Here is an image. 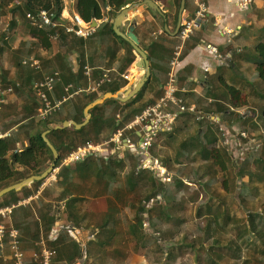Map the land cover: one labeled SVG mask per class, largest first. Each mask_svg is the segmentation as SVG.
Masks as SVG:
<instances>
[{
    "label": "trees",
    "instance_id": "16d2710c",
    "mask_svg": "<svg viewBox=\"0 0 264 264\" xmlns=\"http://www.w3.org/2000/svg\"><path fill=\"white\" fill-rule=\"evenodd\" d=\"M47 1L41 8L53 10L61 17L65 10L64 1ZM144 1L72 0L71 9L86 23L92 22L93 12L98 20L107 19L86 41L66 33L64 29L50 30L30 26L27 14H37L41 9L37 8L33 0H28L27 4L18 2L10 11H7V6L0 5V24H3V20L10 19L7 29L0 34V58L7 48V60L12 56L15 61L20 56L16 65L24 72L23 79L18 83L8 81L3 75L0 86L3 90L34 88L33 83L42 79V74L41 69L32 66L31 58L43 61L41 53L47 55L52 52L50 35H57L65 43V48L58 57H54L56 61H51L59 64L52 71L58 70L61 74L62 82L57 79L56 88L74 85L76 74L79 79L89 82L85 77V67L95 64L89 51V44L95 40L105 51L111 50V53H107L111 61L113 60L110 67L123 57V73L133 62L132 47L128 45V50H123L120 38L114 32L113 22L123 9ZM192 2L195 6L194 0L186 1L188 13L189 3ZM175 4L178 12L180 0H175ZM251 11L255 15L253 17L250 13L247 16L246 32L241 33L235 41L242 48L240 61L237 62L233 57L229 61V67L236 65L241 69L242 65L252 63L255 66L254 77L240 78L237 75L238 79L228 82L220 73L218 79L222 80V87L211 85L209 79L208 84L200 88V92H196L195 85L190 88V85L179 84L180 88L187 91L180 90L177 98L186 106L195 105L201 115L184 112L175 122L172 131L156 137L151 156L166 169L167 178L164 182L154 171L141 169L140 159L131 152L121 153L113 146L106 148L110 154L93 156L76 164L74 168L63 169V174L53 187L64 189L65 195L62 199L72 198L67 202V210L72 220L68 219L66 223H73L77 229L82 226L83 222L79 221L78 210L74 206L81 193L108 198L109 208L105 214L91 213L98 220L94 222L93 229L88 228L94 234V239L87 247L81 264H127L126 259L132 245L144 250L147 259L145 264H264V208L258 197L262 193L261 188L263 189L260 183L264 182V149H261V141H264V103L256 97L262 91L260 88H264V8L254 7ZM16 13L27 21L26 28L32 40L21 43L12 50L6 40L9 33L18 26ZM177 45L175 43V47ZM174 50L171 55L166 49L161 50L162 54L157 59L149 56L152 75L145 90L136 96L137 103L121 106L117 101H108L102 108L92 110V119L84 127L89 136L87 141L95 144L107 141L115 131L129 125L145 108L156 104L162 98L164 77L158 67L161 66L162 59L164 63L167 59L171 65ZM72 51L73 66L69 59L64 58ZM43 70L47 72L48 68L44 67ZM0 71H6L1 63ZM106 73H109L112 82L105 83L96 92L80 94L66 102L58 113L66 109L68 113L64 119L58 121L74 120L79 124L82 122L85 107L93 103L101 91L103 94L118 92L121 88H115L114 85L121 76H115L114 72L99 70L95 76L92 68L91 82L99 83ZM122 83L120 87L126 85L125 81ZM208 100L213 102L209 104ZM79 101L82 105L79 107L78 104V108H74L73 103ZM247 108H250L248 114L254 113L253 108L260 112L250 123L245 121L248 114L244 117L241 113ZM58 113L50 119H57ZM212 116L221 117L229 125L242 122L244 130L249 134V139L243 143L257 139L260 146L256 144V148L253 145L245 153L244 161L241 158L236 160L229 149L222 145L220 125L211 120ZM251 117L248 116L247 120ZM50 119L42 120L33 128L22 126L10 136L0 138V191L32 176L43 174L52 165V151L42 137L44 132L50 130L47 123ZM49 136L60 156L58 164L75 147L86 142L82 139L81 131L74 128L53 130ZM23 139L28 141V147L19 150L18 145ZM16 150L19 151L15 152ZM43 181L24 187L19 192L12 190L5 194L0 199V208L35 196ZM46 191L51 189L44 190L42 194ZM235 206L246 211L245 219L233 215ZM50 218H42V226L39 222H21L24 227L22 231L28 225L45 230L59 220L54 216ZM147 221L150 223V233L145 229ZM68 240V245L56 248L52 264L79 263L83 258L84 249L69 238Z\"/></svg>",
    "mask_w": 264,
    "mask_h": 264
},
{
    "label": "crops",
    "instance_id": "0c3cea01",
    "mask_svg": "<svg viewBox=\"0 0 264 264\" xmlns=\"http://www.w3.org/2000/svg\"><path fill=\"white\" fill-rule=\"evenodd\" d=\"M153 2L156 3V5L161 10V12H163V14L166 16V22L168 23V27L173 30L177 26L180 20L181 6L177 12L175 0H155ZM181 2L182 0H180V4H182ZM209 7L211 13L209 20L202 26L200 30L196 32L195 36H193L185 44L183 54L181 57V65L177 69L178 85L179 84L180 85L183 84L186 86L190 85V88L192 85L193 86L195 85L196 92H200V88L204 87L202 80H203V71L205 68L210 69L208 76L210 82H211V78L214 81L211 82L210 84L214 85L215 87H222L223 82L222 80L220 81L218 79L220 73H222L223 75L237 71L236 75H238L240 78L241 77L251 78L248 76L249 73L251 76H253L255 66L252 63L248 64L245 62V60H243L246 64L242 65V68L239 69L236 67V65L235 67L230 68L229 61H231L233 57L237 62L240 61L241 58L240 52L242 48L241 45H239V42H235L236 38H238L241 33L246 32L248 26L245 20L247 16L253 14L254 17L255 15L254 12L252 13L251 10H253L254 7L257 9L264 8V0H256L250 10L239 8L234 0H210ZM188 8L190 13L188 14L190 16L191 15L194 16L195 6L193 5V2L189 3ZM140 11L141 13L139 15H136L132 12L129 14V20L133 21L137 25L134 34L137 36L139 40L140 48L144 51V53H146L148 59L149 56L150 57L152 56L155 59H157L156 57H160L162 54L161 50L164 49H166L168 51V54L171 55L175 48V43L177 45V43L179 42L178 34L176 36H170L165 32L164 26L160 22L162 18L159 15H156L155 10L149 8L147 9L140 8ZM184 11H187L186 2H185ZM92 20L93 22L98 21L96 18H93ZM127 25L128 23H125L122 26L121 30L125 31ZM97 27H99V25ZM222 31H231L233 33L231 36L229 35L227 36ZM116 36L118 35L116 34ZM230 39L231 42H229ZM7 40L9 42V48L15 50L21 43H25L32 40V37L29 35L27 31L26 25L25 26L18 25L15 29H13V31L9 33ZM119 41L122 44L123 50H128L129 44L124 42V40L121 38L119 39ZM53 43H55L56 47L54 46ZM52 44H53V48L50 54L46 55V53H41V55L43 56V61L37 58L36 59L31 58L32 61H36L40 64V69H41L40 71L42 74V78L46 74L53 73L52 69L59 66V64H54L53 62L51 63V61H56L55 59L58 57L60 51L65 48V43L61 39L57 42H52ZM108 46H110V44L106 45V47ZM209 46L218 47L219 55L224 56L225 58L224 59L225 62L223 64H221V62L218 61V56H216L212 51H210L211 49L209 48ZM4 50L5 51L2 55V58H0V63L2 64L3 69H5L6 71L5 72L0 71V78L3 75H5L8 81H15L16 83H18L19 80L23 79L24 77V72L20 71V68L18 67V65H16V63L20 61V56L15 61H13L14 59L12 58V56H10V58L7 60V56H9V51H7V48H5ZM89 51L90 54L92 55L93 63H95L94 65L91 66L95 72V76H96V72L99 70L103 72L106 71L114 72L115 76H119V75L121 76V77L119 76L120 79L115 78L116 79V83L114 85L115 88H121L118 92L127 90V88H129L130 85H135L136 82H138L143 77V71L145 68L144 62L135 55L133 49H132L133 62L125 69L123 73H121V68L124 65L123 57L121 58L120 61L118 60L117 64L114 63V65L110 67L109 65L113 63V60L111 61V59L109 58L110 56L107 54V53H111L110 49L105 51L104 47L103 46L99 47V44L95 40L91 42V44H89ZM147 52L150 53L148 54ZM64 58L69 59L70 64L72 66L74 65L73 63L74 51L64 56ZM59 61L61 60L59 59ZM45 64L46 66H44ZM165 64H168L167 66H169V68ZM135 65H139L140 70L135 71L133 69L129 71V68L131 67L133 68L135 67ZM44 67L48 68L47 72H44L43 70ZM150 67H151V63H150ZM170 67L171 65L167 59L165 60V63H164V59H162L161 66L158 67L164 77L163 80L164 87L166 85V82L170 74V70H171ZM56 72L59 73L58 70H56ZM133 73L135 74V76H137V79L131 81L130 75ZM60 77L61 74L59 75L58 81L62 82V80H60ZM75 77H76L75 79L76 82L74 85L81 87L77 89H83V90L88 89L87 87H89V84L92 83L90 81L89 82L86 81L85 79H79V76L77 74ZM122 81L126 82V85L124 87H120V85H123ZM146 85L142 91L145 90ZM66 88L67 87L65 86L63 87L57 86V88L55 87L54 91L49 94L50 100L55 101L61 98L65 93ZM6 89L7 88H5V90ZM7 90L5 93L6 105L2 113L0 114V133H2L3 135H8L11 134L13 131L17 132V130L20 129L22 126L33 128L39 122L45 120L42 116V104L40 100L36 97L33 88H14L13 92L11 93L7 92ZM108 93H112V92H108ZM108 93L103 94L101 91L97 95L98 98H96L95 101L103 98ZM135 98L136 97L131 99L126 104L137 103V100ZM118 103L121 106L126 105L120 102ZM78 104L80 107L82 105V102L81 101H79L78 103L74 102L73 107L77 109ZM97 108H102V106ZM67 113H68L67 110L62 111L61 113H58L57 119L48 120L47 123L48 126L50 127V130L53 129L56 125H61L62 123L67 122L66 120H63L62 122L58 121L64 119V116ZM117 116L120 117V115ZM84 121H85V115L83 111V119L82 122L79 124H82ZM119 122H121V120ZM72 128H74V130H77L75 127ZM172 128H170L168 131L169 132L172 131L173 130ZM80 131L83 141L89 140V136L86 133L85 128L83 127ZM49 135L50 133L48 134L47 137L50 140ZM138 136H139L138 134L136 137L134 136L135 141L137 140ZM252 140L253 141H249L246 144H244V146L248 144L250 145L248 150H250L256 142H259L257 141V139H252ZM50 142L55 147L54 142L51 140ZM18 146H19L18 148L19 150H25L28 147V141L23 139L21 140ZM227 148L229 149L230 152L236 151L235 153H232L233 157L237 156V154H239L240 156L241 153H246L248 151L247 150L243 152L241 150V152H239L237 147H233L235 149H232L230 147ZM123 152L125 151L123 150ZM151 159L155 160L152 156ZM241 161H243L242 158ZM21 190L22 189L16 191L19 192ZM64 195H65L64 189L62 187L55 186L53 187V189H51V191H46L45 193H43L38 199L33 198L34 196H31L29 198H32L31 201L32 203H30L27 206H21L17 208V210L13 215L12 221L9 222L10 225H14V227H16L20 232V245L22 251L26 255L27 264H34L32 260V256L35 252H39L40 250H42V248H48L56 251V248L58 247L61 248V246L64 244L68 245L69 243L68 238L70 239V241L79 245L80 248L84 249V256L80 260V262L79 263L75 262L72 264H81L83 262L86 256L85 252L87 250V247L94 239V234L88 228L93 229L94 222L98 220V217L93 216V214L91 213L105 214V212L108 211L109 208L108 198L94 197L93 195H90L89 193L86 192L81 193L80 197H78V203L74 205L78 210L77 216L79 217V221L83 222L80 229H77L75 228V225L73 223H66L68 219L72 220L69 217V212L67 210V202L72 198L68 197L67 199H62ZM22 200H26V199H22ZM53 216L59 218L58 222H56L52 226H49L45 230H41V229L38 230L34 225L33 226L28 225L27 229L25 231H22L24 227L22 224H20L21 222L32 221L31 224L39 222V224L42 226V221L44 218H45L44 220H50L51 219L50 217ZM38 236L39 238H37ZM1 255H3L5 262L11 263L12 256L9 248L1 252Z\"/></svg>",
    "mask_w": 264,
    "mask_h": 264
},
{
    "label": "built area",
    "instance_id": "2783aa9c",
    "mask_svg": "<svg viewBox=\"0 0 264 264\" xmlns=\"http://www.w3.org/2000/svg\"><path fill=\"white\" fill-rule=\"evenodd\" d=\"M239 8L250 10L254 5L256 0H234ZM210 0H195V12L194 16L191 17L187 11H183L180 16V29L178 32L179 44L175 47L173 53V60L171 62V70L164 87V92L162 98L154 105H150L145 108L141 114H139L129 125L122 129L115 131L107 141L95 144L92 141H86L84 144L77 146L74 150L64 156L60 164H56L51 172L44 179L38 193L33 198H39L44 190L52 189L54 184H56L63 174V169L67 167L74 166L80 162H84L93 156H102L106 148L113 146L115 149L121 151V153L131 152L135 157L140 159V168H148L155 172L157 177L164 182L167 178L166 169L163 168L157 161L151 159V151L154 150L155 138L164 132H169L168 130L172 128L179 118V116L184 112H190L197 116L201 113L197 110L194 105L186 106L183 104L181 99L177 98V93L182 90L186 92V89L179 87L177 82V69L181 65V57L185 44L196 32L202 28V26L209 20L211 13L209 7ZM71 4H66V8L61 14V17L53 10H48L41 8L37 14L29 12L27 14V19L30 26L37 28H47L50 30L64 29L68 34L74 35V37L87 40L96 31L97 26L94 25L93 21L91 23H86L73 9L70 7ZM109 10V9H108ZM136 15L141 13L140 8H136L134 12ZM68 21V23H65ZM103 21H107L106 18L98 20L97 24L101 25ZM227 36H231L233 32L222 31ZM50 42H57L60 38L57 35H50ZM231 42V39L230 41ZM216 56H218V61L223 64L224 56L219 55L218 47L209 46ZM27 62H24L26 64ZM32 66L36 69H40V64L36 61H32ZM140 70L139 65L129 68L131 70ZM209 68H205L203 71V84L206 86L209 82ZM128 73V72H127ZM92 68L90 66L85 67V77L91 82ZM106 73L99 83H90L88 89H77L80 86L68 85L65 89V93L58 100L52 101L49 98V94L55 89V84L59 78V73L46 74L42 79L37 80L33 83V90L36 97L40 100L42 104V116L44 119H50L55 114H57L62 106L73 100L76 96L84 93L96 92L105 83H111L112 79ZM126 76V75H125ZM75 87V88H74ZM81 88V87H80ZM74 89V90H73ZM7 92H13V88H9ZM6 90H3L0 86V114L4 110L6 105L5 99ZM201 95V94H200ZM209 104L213 100H208ZM245 117L248 114L247 110L241 112ZM212 121H215L220 125V131L222 132L223 142L222 145L225 147H241L240 140H248V136L244 127L241 123L235 125H229L222 121L219 116H212ZM240 131H239V130ZM235 130L234 136L231 132ZM137 140L135 141V137ZM8 135H3L0 133V138H5ZM135 136V137H134ZM258 148V146L256 147ZM16 150L15 152H18ZM242 160L244 161L245 153L240 154ZM32 198L26 200H21L15 205L5 206L0 208V264H26V255L21 249L20 245V232L10 225L9 222L12 221L15 210L21 206H27L31 203ZM7 248L11 251L12 261L11 263L5 262L1 252ZM56 256V251L48 248H42L39 252H35L32 256L34 264H52Z\"/></svg>",
    "mask_w": 264,
    "mask_h": 264
},
{
    "label": "water",
    "instance_id": "95a60500",
    "mask_svg": "<svg viewBox=\"0 0 264 264\" xmlns=\"http://www.w3.org/2000/svg\"><path fill=\"white\" fill-rule=\"evenodd\" d=\"M185 2H186V0H182V2H181L182 4H181L180 16H181L182 12L185 10ZM136 8H143V9L149 8V9L155 10L156 15H159L162 18L160 22L163 24L165 32L167 34H169L170 36H176L178 34L179 29H180V20H179L177 26L173 30L170 29L168 27V23L166 22V16L163 14V12H161L159 7L152 0H145L142 3L134 4V5H131L125 9H123L118 14V16L115 18V20L113 22V29H114V32L121 39L124 40V42L128 43L132 47L135 55L144 62L145 68L143 71V77L138 82H136L135 85H130L129 88H127V90L120 91V92L115 93V94L108 93L103 98L98 99L95 102H93L92 104L88 105L84 110L85 121L82 124H77L74 121H67V122L62 123L61 125H56L53 129H51L49 131L44 132L42 134V137H43L44 141L46 142V144L48 145V147L50 148V150L52 151V154L54 157V162L43 174L37 175V176H32V177L24 180L23 182H21L17 185H14V186L12 185L11 187L0 191V199L5 194L11 192L12 190H20L24 187L29 186L32 183L44 180L47 177V175L49 174V172L52 171V169L55 167V165L57 164L59 157H60L57 149L52 145V143L50 142V140L47 137L48 134L52 130H62V129L72 128V127H75L77 130H81L83 127H85L90 122V120L92 118L91 111L93 109L103 106L105 104V102H107V101H117V102L126 104L131 99L136 97L144 89L145 85L149 82V79L151 77L150 62H149V59H148L146 53H144V51L140 48L139 40H138L137 36L134 34V32L137 28V25L133 21L129 20V14L131 12H133V10H135ZM93 23L95 26H98L96 21H94ZM125 23H128L127 28L125 31H122L121 28ZM130 78H131L130 79L131 81H134L135 79H137V76H135V74L133 73L130 75Z\"/></svg>",
    "mask_w": 264,
    "mask_h": 264
},
{
    "label": "rangeland",
    "instance_id": "374dc122",
    "mask_svg": "<svg viewBox=\"0 0 264 264\" xmlns=\"http://www.w3.org/2000/svg\"><path fill=\"white\" fill-rule=\"evenodd\" d=\"M49 1H52V0H49ZM64 1V3L65 4H72L71 2H72V0H63ZM18 2H20V3H22V4H27V2H28V0H0V5H4V6H7V11H10V9L11 8H15L16 7V4L18 3ZM33 2H34V4L35 5H37L38 7V9L39 8H41V7H43L44 6V4L45 3H47L48 1L47 0H33ZM253 13V12H252ZM15 16L17 17V19H19L18 20V25H26V23H27V21H25V20H23V18L18 14V13H16L15 14ZM92 16H93V18H96V16H95V13L93 12L92 13ZM97 19V18H96ZM98 20V19H97ZM101 19H99V21H100ZM4 22H3V24H0V34L1 33H4L5 32V30L7 29V27H8V25L10 24V19L8 18V19H6V20H3ZM93 21V20H92ZM6 42L7 43H9L8 42V40H6ZM54 44V46L56 47V45H55V43H53ZM246 57H248V55L246 54ZM236 73H237V71L236 72H233V73H229V74H223V76H224V79H225V81H230L231 79H238L237 78V75H236ZM249 77H252L251 75H250V73H249V75H248ZM254 77V76H253ZM211 82H214L213 80H212V78H211ZM1 84V83H0ZM260 90H262L261 92H258L257 94H256V97H258V101H261V102H263L264 103V88H260ZM70 107V106H69ZM249 109L250 108H247V111H249ZM254 109V113L252 114V113H250V114H248L247 115V117H246V119H245V121H248V123H250L251 121L253 122V117L255 116V115H259V110H256L255 108H253ZM67 110V109H66ZM66 110H64V111H66ZM248 116L250 117V116H252L249 120H247L248 119ZM246 123V122H245ZM238 124V123H237ZM239 130V129H238ZM240 131V130H239ZM234 134H235V130L233 131V132H231V135L232 136H234ZM246 134H247V132H246ZM262 134H264V133H262ZM247 136H249V134H247ZM264 136V135H263ZM249 138V137H248ZM156 139V138H155ZM241 141V147L238 149L239 150V152H241V150L244 152V151H247L248 149H249V144L248 145H246V146H244V143H243V141L244 140H240ZM258 143H260V142H256L255 144H254V146H256L257 147V145L256 144H258ZM261 143H262V146H261V149H264V141L262 140L261 141ZM258 146H260V144H258ZM253 147V146H252ZM236 151H233V152H231V154L232 153H235ZM106 153H108V150H105V152L103 153V155H105ZM109 154V153H108ZM235 157V159L236 160H240V156H239V154H237V156H234ZM233 157V158H234ZM264 161V160H263ZM260 186H263V189L261 188V195H259L258 197L260 198V200H261V202H262V205H263V208H264V182H262V183H260ZM192 189H193V186L191 187ZM196 189H197V187H195ZM245 214H246V211L245 210H243V209H240L239 207H237V206H235L234 208H233V215L234 216H238V217H241V219H245L246 217H245ZM145 229H146V231L147 232H151V229H150V223L147 221V223H146V225H145ZM131 251L129 252V256H128V258L126 259V263L127 264H145L146 262H147V259L145 258V256H144V250H139V249H137L136 247H134L133 245L131 246ZM115 263H117V262H115Z\"/></svg>",
    "mask_w": 264,
    "mask_h": 264
}]
</instances>
